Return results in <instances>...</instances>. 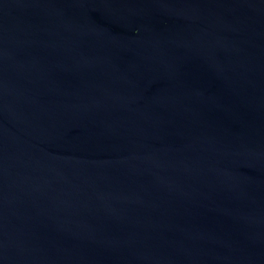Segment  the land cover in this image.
Masks as SVG:
<instances>
[{
	"label": "water",
	"instance_id": "obj_1",
	"mask_svg": "<svg viewBox=\"0 0 264 264\" xmlns=\"http://www.w3.org/2000/svg\"><path fill=\"white\" fill-rule=\"evenodd\" d=\"M0 264H264V0H0Z\"/></svg>",
	"mask_w": 264,
	"mask_h": 264
}]
</instances>
